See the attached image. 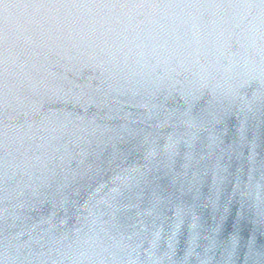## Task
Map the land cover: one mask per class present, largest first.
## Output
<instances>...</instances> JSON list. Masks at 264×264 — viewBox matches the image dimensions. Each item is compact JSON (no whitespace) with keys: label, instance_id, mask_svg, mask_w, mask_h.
Segmentation results:
<instances>
[{"label":"water","instance_id":"obj_1","mask_svg":"<svg viewBox=\"0 0 264 264\" xmlns=\"http://www.w3.org/2000/svg\"><path fill=\"white\" fill-rule=\"evenodd\" d=\"M99 2L0 0V264H264L260 0Z\"/></svg>","mask_w":264,"mask_h":264},{"label":"snow or ice","instance_id":"obj_2","mask_svg":"<svg viewBox=\"0 0 264 264\" xmlns=\"http://www.w3.org/2000/svg\"><path fill=\"white\" fill-rule=\"evenodd\" d=\"M31 3H32V2H31ZM109 4L116 5V4H120V3H104V2H102V0H101V2H99V3H93V4H91V5H109ZM61 5H71V6H76V5H83V4L74 3V4H61ZM259 5H260L261 7H264V0H260ZM40 6H44V5H40Z\"/></svg>","mask_w":264,"mask_h":264}]
</instances>
